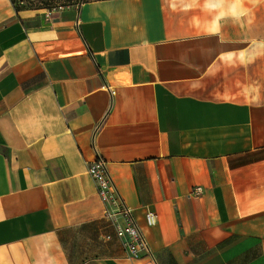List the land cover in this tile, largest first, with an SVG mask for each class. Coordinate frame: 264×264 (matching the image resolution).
Masks as SVG:
<instances>
[{"label": "crops", "instance_id": "0c3cea01", "mask_svg": "<svg viewBox=\"0 0 264 264\" xmlns=\"http://www.w3.org/2000/svg\"><path fill=\"white\" fill-rule=\"evenodd\" d=\"M234 4L0 0V264H264V0ZM98 158L150 255L106 217Z\"/></svg>", "mask_w": 264, "mask_h": 264}, {"label": "built area", "instance_id": "2783aa9c", "mask_svg": "<svg viewBox=\"0 0 264 264\" xmlns=\"http://www.w3.org/2000/svg\"><path fill=\"white\" fill-rule=\"evenodd\" d=\"M62 7H60V10ZM51 14L55 10L49 11ZM89 174L94 179L98 195L106 206V217L111 221L117 237H119L126 248L129 258H138L141 253L150 255L143 230L138 221L133 216L132 210L124 207L120 201L117 191L112 184L106 164L103 159L98 158L90 165ZM201 188L194 189L192 195H200ZM145 221L148 227H153L157 224V216L152 211L145 213ZM109 240L110 237L107 236Z\"/></svg>", "mask_w": 264, "mask_h": 264}, {"label": "rangeland", "instance_id": "374dc122", "mask_svg": "<svg viewBox=\"0 0 264 264\" xmlns=\"http://www.w3.org/2000/svg\"><path fill=\"white\" fill-rule=\"evenodd\" d=\"M20 1V0H18ZM79 0H23V3L29 7H39V8H49L50 6L57 7L61 5L58 9H54L56 11H62L67 8L75 7ZM51 11V10H50Z\"/></svg>", "mask_w": 264, "mask_h": 264}, {"label": "trees", "instance_id": "16d2710c", "mask_svg": "<svg viewBox=\"0 0 264 264\" xmlns=\"http://www.w3.org/2000/svg\"><path fill=\"white\" fill-rule=\"evenodd\" d=\"M12 4L14 5L15 9L17 11H21V10H24V9H34V10H43V11H52L54 9H58L59 7H61V5L57 6V7H53V6H50L49 8H39V7H29V6H26L24 3H23V0H11Z\"/></svg>", "mask_w": 264, "mask_h": 264}, {"label": "clouds", "instance_id": "9594fccd", "mask_svg": "<svg viewBox=\"0 0 264 264\" xmlns=\"http://www.w3.org/2000/svg\"><path fill=\"white\" fill-rule=\"evenodd\" d=\"M243 0H235V4L233 5V8L231 9V14L232 16L236 17L237 19L239 18V16L243 15L244 13L242 11H240V5L242 4ZM209 7L211 8H216L218 7L217 4H209L208 5ZM224 14L221 13V17L223 16ZM220 17L217 18L216 20V23L218 24V20H219Z\"/></svg>", "mask_w": 264, "mask_h": 264}]
</instances>
